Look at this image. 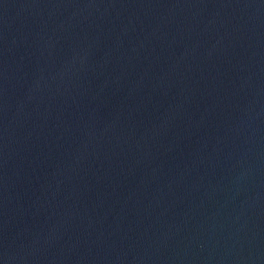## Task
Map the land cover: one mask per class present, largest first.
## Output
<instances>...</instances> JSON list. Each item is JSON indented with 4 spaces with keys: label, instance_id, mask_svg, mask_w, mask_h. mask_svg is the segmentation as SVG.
<instances>
[{
    "label": "water",
    "instance_id": "water-1",
    "mask_svg": "<svg viewBox=\"0 0 264 264\" xmlns=\"http://www.w3.org/2000/svg\"><path fill=\"white\" fill-rule=\"evenodd\" d=\"M0 264H264V0H0Z\"/></svg>",
    "mask_w": 264,
    "mask_h": 264
}]
</instances>
